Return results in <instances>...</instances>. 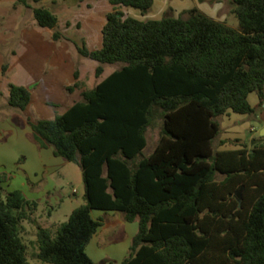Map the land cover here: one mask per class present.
Here are the masks:
<instances>
[{
	"label": "trees",
	"instance_id": "trees-1",
	"mask_svg": "<svg viewBox=\"0 0 264 264\" xmlns=\"http://www.w3.org/2000/svg\"><path fill=\"white\" fill-rule=\"evenodd\" d=\"M15 2L54 30V42L70 41L97 62V77L105 66L122 65L64 113L29 122L37 144L79 165L85 184V204L55 234L38 226L37 258L96 264L87 248L104 225L92 216L100 210L139 222L120 264H264V142L215 146L228 111L256 114L253 92L264 104V0H232L238 28L197 8L141 20L121 9L144 14L154 0H109L113 11L94 50L58 30L50 8L33 7L42 0ZM74 76L69 93L81 87L79 68ZM9 91V105L26 110L30 89L11 83ZM158 121L159 141L146 155L147 133ZM3 191L0 264H30L22 224L38 203L20 190Z\"/></svg>",
	"mask_w": 264,
	"mask_h": 264
},
{
	"label": "rangeland",
	"instance_id": "rangeland-1",
	"mask_svg": "<svg viewBox=\"0 0 264 264\" xmlns=\"http://www.w3.org/2000/svg\"><path fill=\"white\" fill-rule=\"evenodd\" d=\"M197 1L202 6L218 10L219 16L223 17L230 26L239 27V20L232 11L234 8L232 0ZM41 6H48L58 16L57 29L68 38L76 41L84 40L90 50L102 47L106 17L113 11L109 0H58L56 5L51 0H42L39 4H33V7ZM121 11L125 15L144 18L142 20H150L153 13L152 9L144 14L134 8H123ZM167 14L177 13L168 11ZM51 30L53 29H43L36 24L32 9L17 4L15 0H0V187L5 190L4 197L8 192L16 190L23 191L27 196L33 194L39 199L44 191L55 194L54 197L61 202L54 205L51 221L60 226L68 220L65 214L68 213L72 200L85 204L82 169L79 165L60 158L62 160L57 161H63L64 165L52 171L51 162L48 161L50 152L37 144L28 123L52 119L56 114L64 113L66 108L55 102L56 108L49 106L51 103L49 99L44 101L45 108L42 109L34 102L24 111L13 108L8 103L9 84H26L32 94H35L40 91L46 76L57 71H60V74L63 71L74 78L75 70L79 68L78 81L81 87L73 93L67 92L65 88L63 94L80 100L83 91L96 87L122 65L105 66L103 75L97 77L98 63L81 57L76 46L70 41L54 42ZM28 57L34 72L30 80L24 82L26 78L21 75L19 68ZM4 65L7 66L5 72ZM75 81L74 78L73 83ZM63 94L61 93L62 96ZM259 111L257 116L250 115V122L257 130L254 133L249 132L248 139L244 142L236 139L234 145L249 149L255 143L264 142V135H261L264 129V110L259 108ZM161 128L162 122L158 121L149 129L146 155H149L157 145ZM253 136L254 139L251 140ZM215 146L216 148L221 146L219 138ZM51 210L49 204H38L32 210L30 220L23 222L26 224L22 226V236L28 246L27 257L30 264H49L37 258L39 250L36 230L40 223H48L47 213ZM102 218L105 228L98 237V255H94L92 250L90 252L97 264H110L109 260L118 264L129 255L133 236L139 229V222H127L120 213L115 216L103 215ZM59 226L57 228L52 226L51 230L54 234Z\"/></svg>",
	"mask_w": 264,
	"mask_h": 264
},
{
	"label": "crops",
	"instance_id": "crops-1",
	"mask_svg": "<svg viewBox=\"0 0 264 264\" xmlns=\"http://www.w3.org/2000/svg\"><path fill=\"white\" fill-rule=\"evenodd\" d=\"M51 1L54 2L56 5L58 0H51ZM45 7L49 8L48 6H45ZM193 8H197L199 11H201L202 13L206 14L207 16H209L215 20L225 22L224 18L219 16L220 13L218 10H214V9L212 10L208 7H205L204 5L202 6L197 0H154V6L152 8L153 13L150 16L151 17L150 20H160L166 16L168 11H173L174 13H177L176 15H173V16L178 17L182 12H184L186 10L193 9ZM73 12L75 13V11H73ZM142 19H144V18H141V20ZM234 28H238V27H234ZM43 29H49V28H43ZM53 32L54 31L51 30V35H53ZM63 43H65V42H63ZM19 70H20L21 75L24 76V78H26L24 80V82H28V80H30V78L33 76V72H34L33 68H32V63L29 61V57L25 58V60L21 64ZM59 72L60 71H57V73H52L51 75L46 76L44 78L43 84L41 85V89L38 93L32 94V92H31V103H30V105L32 104V102H34L39 106L40 109H42V108H45L44 101L45 100L47 101V99H49V102H51V103L55 102L56 104H58L62 107H65L67 110L72 105H74L77 101H79V98L67 97L63 94V90H65V88L67 86H69L71 83H73L75 76H74V78H72L69 74H66L63 71L60 74H59ZM69 81H71V82L69 83ZM18 85L25 86V87L27 86L26 84H18ZM27 87H29V86H27ZM61 93L63 94V96L61 95ZM32 96H33V99H32ZM249 102L252 105V107L257 108V113L255 114L256 116L260 113L259 108H262V110H264V104L260 105V103H261L260 98L256 92H253L249 95ZM4 125H5V123H4ZM28 125H29V123H28ZM0 130H1V127H0ZM222 130H223L222 134L219 137V143L221 144V146L219 148H217L219 151L241 149L243 146L234 145L233 141H235L237 139V140H240V142H244L248 139V135H249L248 133L249 132L254 133L257 129L250 122V115L237 114V113H234L230 110L222 118ZM31 131H32V129H31ZM32 135H33V132H32ZM253 139H254V136L252 137L251 140H253ZM252 143H254V141ZM42 149H44V148H42ZM44 150H48L50 152L48 155V161L51 162L52 171H56L57 169H60L64 165L63 161H57L60 159V157H56L54 155L53 148H47ZM62 159H60V160H62ZM24 195L26 196L27 199H29L31 201H35V202L39 201L38 204H40V205L43 203L44 204L46 203V204H49L51 206V209H52L51 212L47 213L48 223H45V224L40 223L38 226H42V227L48 228L50 230L52 229V226H55V228H57L59 226V224L51 221V216H52V213L55 209L54 205L59 204L61 202L59 199L54 197L55 194L51 193L50 191H44V193L42 194L40 199L36 198V196H34L33 194H32V196H27L26 194H24ZM84 196H85V188H84ZM71 202L72 203H70L69 211L67 214H65L66 219L69 218L70 214L72 213V211L75 208L83 205L81 203H78L77 200H72ZM117 213L122 214L121 212L94 210L92 212V216L94 219H100V218H102L103 215L115 216ZM124 219H125V216H124ZM25 224H23V226H25ZM38 226H37V228H38ZM104 228H105V223L99 229L98 233L93 237V239L91 240V242L87 248L88 254L90 255V257L94 261H95V258L92 257V254L90 251L92 250L94 255H98L97 254L98 253L97 252L98 237L101 234V230ZM36 232H37V230H36ZM136 234H134L133 238L135 237ZM109 261H110V264H117V263H112L111 260H109ZM109 261H106V262H109ZM120 263L121 262H119L118 264H120Z\"/></svg>",
	"mask_w": 264,
	"mask_h": 264
},
{
	"label": "water",
	"instance_id": "water-1",
	"mask_svg": "<svg viewBox=\"0 0 264 264\" xmlns=\"http://www.w3.org/2000/svg\"><path fill=\"white\" fill-rule=\"evenodd\" d=\"M261 135H264V129L262 130Z\"/></svg>",
	"mask_w": 264,
	"mask_h": 264
}]
</instances>
